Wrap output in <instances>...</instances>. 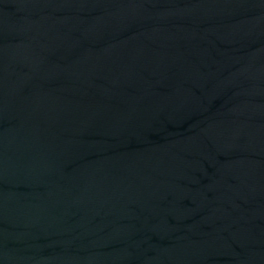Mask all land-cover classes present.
Here are the masks:
<instances>
[{"label":"water","instance_id":"obj_1","mask_svg":"<svg viewBox=\"0 0 264 264\" xmlns=\"http://www.w3.org/2000/svg\"><path fill=\"white\" fill-rule=\"evenodd\" d=\"M0 264H264V0H0Z\"/></svg>","mask_w":264,"mask_h":264}]
</instances>
